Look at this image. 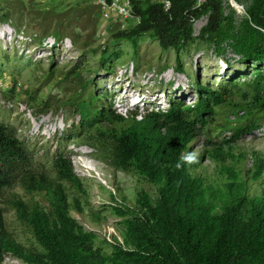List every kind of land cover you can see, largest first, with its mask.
I'll list each match as a JSON object with an SVG mask.
<instances>
[{"label":"trees","instance_id":"16d2710c","mask_svg":"<svg viewBox=\"0 0 264 264\" xmlns=\"http://www.w3.org/2000/svg\"><path fill=\"white\" fill-rule=\"evenodd\" d=\"M129 1L136 23L114 33L115 39L134 41L147 33L163 50L175 51L201 41L217 56L230 49L241 62L264 63V0H234L243 7L240 18L229 0ZM203 16L195 36L193 24ZM53 35L61 40L60 33ZM196 88L192 106L175 99L166 110L129 116L95 105V95L68 99L79 113V142L134 178L131 199L120 189L109 192L120 219L110 253L71 214L83 213L80 197L87 194L71 161L64 154L55 157L54 176L32 169L27 147L11 125L0 122V264L8 254L28 264H264V153L252 150L246 166L248 153L236 143L264 118V70H255L243 101L234 104L248 121L192 151L198 128L230 102L237 85L213 88L197 81ZM204 157L214 163L212 175L204 174ZM66 184L75 190L71 197ZM2 203L28 227L37 247L25 246L7 230Z\"/></svg>","mask_w":264,"mask_h":264},{"label":"rangeland","instance_id":"374dc122","mask_svg":"<svg viewBox=\"0 0 264 264\" xmlns=\"http://www.w3.org/2000/svg\"><path fill=\"white\" fill-rule=\"evenodd\" d=\"M229 5L237 18L243 15L242 8ZM205 22V16L194 22L195 36ZM135 23L132 17H105L97 0H0V122L11 125L27 147L32 169L54 176L55 157L64 154L71 161L87 192L80 197L83 213L71 214L84 229L97 234L95 245L107 253L112 250V237L118 238L120 223L111 209L109 192L120 189L131 199L134 178L115 170L92 146L79 142V113L68 99L88 100L95 95V105L129 116L166 110L175 99L192 106L197 100V81L213 88L236 83L230 102L217 107L207 125L198 128V139L192 144L196 151L208 138L220 140L248 121L241 117L244 110L234 104L243 101L241 93L250 89L255 70H264V63L241 62L230 49L217 56L201 41L175 51L163 50L147 33L134 41L113 38ZM54 32L61 34V40L56 41ZM258 123L236 142L247 151L244 164L249 167L252 150L264 153V118ZM203 164L205 175L215 172L213 161L204 157ZM66 189L70 197L75 194L70 185ZM14 191L28 199L19 187ZM34 199L47 207L39 196ZM2 207L13 237L25 246L37 247L14 210L5 203ZM3 264L28 263L8 254Z\"/></svg>","mask_w":264,"mask_h":264},{"label":"built area","instance_id":"2783aa9c","mask_svg":"<svg viewBox=\"0 0 264 264\" xmlns=\"http://www.w3.org/2000/svg\"><path fill=\"white\" fill-rule=\"evenodd\" d=\"M205 0H196L197 5H200ZM97 4L101 10V13L107 17L109 15L122 16L127 18L131 13V5L129 0H111L108 2L107 0H97ZM165 8H169V1H165Z\"/></svg>","mask_w":264,"mask_h":264},{"label":"water","instance_id":"95a60500","mask_svg":"<svg viewBox=\"0 0 264 264\" xmlns=\"http://www.w3.org/2000/svg\"><path fill=\"white\" fill-rule=\"evenodd\" d=\"M229 3L233 6V3H235L236 5H238V7H240V8H242L243 9V7L241 6V5H239V4H237L234 0H229Z\"/></svg>","mask_w":264,"mask_h":264},{"label":"bare ground","instance_id":"6f19581e","mask_svg":"<svg viewBox=\"0 0 264 264\" xmlns=\"http://www.w3.org/2000/svg\"><path fill=\"white\" fill-rule=\"evenodd\" d=\"M233 6L235 7V8H237V10L238 9H241L240 7H238V5H236L235 3H233ZM133 103V102H132ZM128 104V103H127ZM135 104V103H134ZM54 127V126H53Z\"/></svg>","mask_w":264,"mask_h":264}]
</instances>
